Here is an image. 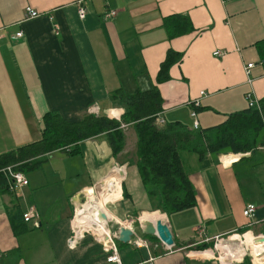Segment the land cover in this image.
<instances>
[{
    "label": "crops",
    "instance_id": "crops-1",
    "mask_svg": "<svg viewBox=\"0 0 264 264\" xmlns=\"http://www.w3.org/2000/svg\"><path fill=\"white\" fill-rule=\"evenodd\" d=\"M80 7L84 20L78 17ZM27 8L40 16L26 21ZM112 12L115 16L108 18ZM175 15L186 17L193 32L168 41L163 22ZM18 32L23 38L12 42L10 37ZM0 33V155L38 142L40 121L47 113L69 123L85 115H105L119 122L123 111L110 101L116 91L129 95L157 87L163 121L194 132L246 110L247 93L257 103L264 98V67L258 52L264 49V0H0ZM168 51L182 55V60L170 69V80L157 85ZM216 52L225 56L214 57ZM248 65L253 69L246 76ZM198 100L200 111L194 120L191 105ZM124 133L125 148L117 158L106 141H97L104 137L80 145L83 167L75 175L80 188L69 184L65 189L54 177H45V186L38 185L41 181L32 175L47 161L26 176L27 187L19 196L0 195V264H109V255L94 238L83 235L72 248L68 241L77 225L80 198L98 185L106 190L110 178L121 172L125 197L122 190L115 194L108 211L120 223L135 212L141 213L142 226L163 220L174 247L150 243L149 250H137L116 242L120 264H222L216 258L218 243L237 236L250 223L251 235L257 231V238L264 239V147L236 161L232 154L209 157L205 165L195 155L182 154L196 207L168 219L147 212L153 206L135 159L126 151L128 133H135L131 128ZM222 157L231 160L222 162ZM249 206L255 207L251 221L243 216ZM15 207L24 214L34 208L38 228L15 237L7 216ZM210 243L213 251L189 250ZM239 253L229 264L243 263L244 252ZM263 253L252 255V263L264 264Z\"/></svg>",
    "mask_w": 264,
    "mask_h": 264
},
{
    "label": "trees",
    "instance_id": "trees-1",
    "mask_svg": "<svg viewBox=\"0 0 264 264\" xmlns=\"http://www.w3.org/2000/svg\"><path fill=\"white\" fill-rule=\"evenodd\" d=\"M163 28L168 41L193 32L190 21L179 15L164 19ZM258 52L264 67V49L260 48ZM181 60L182 55L168 51L160 64L156 84L168 82L170 69ZM110 101L123 111L119 122L105 115H85L79 122L69 123L57 114H45L40 121L41 138L38 142L0 155V195L11 194L1 173L3 170L11 167L26 177L40 170L56 153L69 158L77 157L81 144L99 137L106 139L112 156L117 158L125 148L122 127H126L131 128L136 136L135 166L146 195L154 211L169 219L196 207L195 193L184 169L182 154L195 155L203 164L209 157L252 155L264 147V98L258 102V109L247 106L246 110L228 115L218 126L201 132L191 131L180 123L156 125L162 115V99L157 87L129 95L116 91ZM199 111V108L195 109L196 113ZM23 215L16 207L7 211L15 237L34 229L24 222ZM249 230L244 228L236 234L244 235ZM139 236L148 243L161 244L155 237L141 233ZM213 248L214 244L210 243L189 250L202 252ZM242 264H250V258L246 257Z\"/></svg>",
    "mask_w": 264,
    "mask_h": 264
},
{
    "label": "rangeland",
    "instance_id": "rangeland-1",
    "mask_svg": "<svg viewBox=\"0 0 264 264\" xmlns=\"http://www.w3.org/2000/svg\"><path fill=\"white\" fill-rule=\"evenodd\" d=\"M41 138V137H40ZM135 140H136V137L135 136H132L131 133H128V136L126 138V151H127V156L130 157L132 160L135 159V151H136V143H135ZM97 141L99 142H102V141H106L105 138H102V140L97 139ZM107 142V141H106ZM105 142V143H106ZM107 144V143H106ZM78 157V156H77ZM195 159V157H194ZM82 159L80 157L78 158H68L66 157L65 155L63 154H60V153H56L54 155H52L49 160H48V163L42 168V170L34 173L32 175V177H34V179H37V180H40L41 182L37 183L38 185H44L45 186V182L47 179H52V177H54V180L58 182V180H61L63 181V184H64V188L67 189L69 184L71 185L72 188H80L82 185V183L80 181L77 180V178L75 177L76 174H79L80 173V170L82 169V164H81V161ZM58 175L57 177L55 176ZM46 177V180H44ZM133 175L130 173V178H129V181L126 183V185H130V180L132 179ZM27 179V178H26ZM82 180L84 181L85 178L83 177ZM132 181V180H131ZM101 185H98L96 186V188L94 189V202H93V205L92 207L93 208V211H96L100 208V202L102 201V199H104L106 197V208L108 210V207H109V204L108 202L115 196V194H119V192H122L123 189H121V184L120 186L117 188V190L115 191V193L110 196V195H107L106 194V190H101ZM60 188L56 189L54 191V193L52 195L56 196V193ZM122 190V191H121ZM52 191V188L50 190V192ZM19 196V193L17 194ZM86 195V194H85ZM123 195V193H122ZM118 199V198H117ZM116 200V199H115ZM108 201V202H107ZM112 202V201H111ZM110 203V202H109ZM23 205V203H22ZM87 205H88V200H87V196H86V201L84 199L83 203L79 205V208L77 209L78 211V219L80 218V220L83 221V226H77L75 228V231L77 233H80V235H84V236H88L90 238H96V235L97 236H103L105 237L107 234V231L106 230H109L111 234L115 233L118 231L119 229V222L114 218V216H112V214L110 213V209L108 211L109 215L107 214L108 216V221H105V222H102L98 219V216L95 217L94 219L99 222L100 224L104 225V229H101L100 231L98 230V228L95 226V227H87L88 223H90V219L87 218L88 217V214H89V210H87ZM86 207V208H85ZM29 208V207H28ZM27 208V209H28ZM25 209V210H27ZM148 213H151V212H155L154 211V208L147 211ZM156 213V212H155ZM141 213H133V214H130L129 217H130V220H131V228L139 235L141 233V228L140 226L141 225V222L139 221L138 223V219L140 217ZM177 216L173 215L171 217V219H175ZM77 219V220H78ZM157 219V218H156ZM174 221V220H173ZM125 222V220H121V223L123 224ZM115 223H117L119 226H117ZM121 224V226L123 227V225ZM140 224V225H139ZM142 224H144L142 222ZM86 225V226H84ZM155 225V224H154ZM120 226V227H121ZM250 230H252V228H250ZM251 231L247 232L246 234L244 235H238V234H235L237 236H233L232 237H227V238H224L222 239L218 244L222 243L221 245V252L222 254L220 253V251H217L216 252V258L218 260L221 259V257H224L225 255H227L229 258H233L235 255H238L240 254L239 251H243L244 253V259L246 257L250 258V264H253L252 261L254 262L253 260V252L251 251L252 249L254 250L255 254L257 253H261L263 251H256L258 250L256 248V245H253V246H246L245 244H243L244 242H246L249 238L251 237H255L256 239L257 238V231H253L252 235L250 233ZM96 234V235H95ZM246 235V237L244 238V236ZM198 237V232L196 234V238ZM236 237V238H235ZM261 238V237H260ZM235 240L236 242L234 244L231 243V241ZM149 246H150V243H148ZM216 244V245H218ZM233 246H237V247H233ZM256 249V250H255ZM210 250H214L213 249H210ZM225 251V252H224ZM259 255V254H258ZM210 256V254H209ZM208 256V257H209ZM260 256H264V253L261 254ZM236 257H234V260H235Z\"/></svg>",
    "mask_w": 264,
    "mask_h": 264
},
{
    "label": "built area",
    "instance_id": "built-area-1",
    "mask_svg": "<svg viewBox=\"0 0 264 264\" xmlns=\"http://www.w3.org/2000/svg\"><path fill=\"white\" fill-rule=\"evenodd\" d=\"M39 16H40L39 13L31 10L30 8H27L25 10V20L26 21L37 19ZM114 16H115V13L112 12L108 15V18H113ZM78 17L80 20L85 19V10L82 7L78 8ZM22 38H23V34L21 32H18L14 36L10 37V40L12 42H15V41L20 40ZM1 39H2V35L0 33V40ZM213 56L220 58V57H224L225 53L216 52V53H214ZM252 69H253V65H248L246 67V71H245L246 76H249L250 71ZM251 83L252 82L248 80V84L251 85ZM200 97H205V94L200 93ZM245 101L247 103L248 108L258 109V103L253 99L252 93H247L245 95ZM191 106H192V112H191L190 117H191V119L195 120L196 119L195 109H198L200 106L199 100L195 101ZM163 124H164L163 119L158 117V121L156 122V125L158 127H161V126H163ZM197 128H198V125L196 122H194L193 129L196 131ZM122 129H126V127H122ZM243 156H245V155H234V157H232V158L235 159V161H236ZM223 158H226V157H222L221 161ZM117 170H119V169H117ZM1 173L3 174L4 178L7 181V187H8L9 193L17 195L18 193H20L23 189H25L27 187L28 183H27L26 177L22 173L15 172L13 168H11V167L7 168V169L3 170ZM83 198L86 201L85 193L83 195ZM32 209H34V208H32ZM32 209L23 215V220L26 224H29L34 229H37L39 217H38V213ZM254 213H255V207L249 206L244 210L243 216L246 219L251 221L253 219ZM74 216H75V214H74ZM130 223H131L130 217L127 216L123 225H125L127 227V229L132 231V233H133L132 239L128 244L132 245V247H134L137 250H141V249L149 250L150 246H149L148 242L146 240H144L143 238H141L131 228ZM79 226H83V224H79ZM84 226H86V225H84ZM250 227H252L251 223L248 225V228H250ZM119 228H121V227L119 226ZM106 231H107V233H106L107 235L105 237L97 236L95 234L96 235L95 240L98 244H100L103 247L102 249H103L104 253L109 255L108 258L106 259L107 263H109V264H120L118 251H117L116 244H115L117 242L116 232L111 234L109 230H106ZM203 233H204L203 230L200 229L199 235L203 236ZM82 236L83 235H80V233H77L76 231L73 232L72 239H70L68 241L69 247L72 248L75 245L77 238L82 237Z\"/></svg>",
    "mask_w": 264,
    "mask_h": 264
},
{
    "label": "bare ground",
    "instance_id": "bare-ground-1",
    "mask_svg": "<svg viewBox=\"0 0 264 264\" xmlns=\"http://www.w3.org/2000/svg\"><path fill=\"white\" fill-rule=\"evenodd\" d=\"M114 115V116H113ZM112 116L113 117H116V114H113ZM224 160H228V161H230L231 160V158H224ZM121 178H123V175H122V172H121V174H119V173H116V174H114L111 178H110V180L108 181V186H107V188H106V194L107 195H110V196H112L114 193H115V191L117 190V188L120 186V184H121ZM85 194H86V196H87V200H88V205H87V210H89V214H88V217L87 218H89L90 219V223H88V225H87V227H97L98 228V230L100 231L101 229H104V225H102V224H100L99 222H97L94 218L95 217H97L98 216V214L99 213H102V214H105V216H106V221H108V216H107V214L109 215V213H108V210H107V208H106V197L104 198V199H102V201L100 202V208L98 209V210H96V211H93V208L94 207H92V205H93V202H94V191H92V190H89V191H87V192H85ZM108 202V201H107ZM86 208V207H85ZM78 215V211H77V213H76V216ZM158 222H162V223H164L163 222V220H159ZM83 223V221L82 220H80V218L77 220V225H76V227L79 225V224H82ZM120 223V222H119ZM120 224H122V223H120ZM123 225V224H122ZM153 225V224H152ZM124 227H121V228H124V229H126L125 227V225H123ZM246 237V235L244 236V238ZM258 239H262V238H258ZM258 239H255L254 237H251V238H249L246 242H244L243 244H245V245H248L249 247L250 246H253V245H256V248L258 249V250H256V251H258L259 252V250L260 251H264V243L263 244H261V243H259L258 242ZM236 241L235 240H232L231 241V243L232 244H234ZM223 243V242H222ZM222 243H220L218 246H217V248H216V250L217 251H220V253L222 254V252H221V245H222ZM251 248V247H250ZM252 249V248H251ZM252 252H253V256H257V254H255V252H254V250L252 249L251 250ZM225 252V251H224ZM260 253V252H259ZM206 254V253H205ZM209 254L210 253H207L206 255H208L209 256ZM197 255H200V254H197ZM211 255V254H210ZM261 255V254H260ZM235 257H237V255H235ZM220 261H221V263L222 264H229V263H231L232 261H231V258H229L227 255H225L224 257H221V259H220Z\"/></svg>",
    "mask_w": 264,
    "mask_h": 264
},
{
    "label": "water",
    "instance_id": "water-1",
    "mask_svg": "<svg viewBox=\"0 0 264 264\" xmlns=\"http://www.w3.org/2000/svg\"><path fill=\"white\" fill-rule=\"evenodd\" d=\"M84 201V198H80V201ZM98 219L102 222L106 221L105 214L99 213ZM141 234L148 237H155L158 241L168 249L174 247L173 237L168 229V227L162 223L157 222L155 225L151 223H146L144 226H140ZM133 233L132 231L124 228H119L116 232L117 242L123 245L128 244L132 239ZM258 242L263 244L264 239H258Z\"/></svg>",
    "mask_w": 264,
    "mask_h": 264
}]
</instances>
